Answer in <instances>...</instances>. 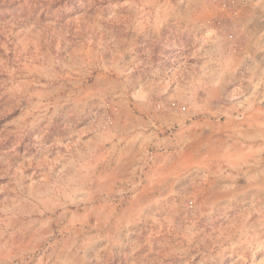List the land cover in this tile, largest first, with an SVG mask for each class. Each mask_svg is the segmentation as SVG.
<instances>
[{
    "label": "rangeland",
    "instance_id": "1",
    "mask_svg": "<svg viewBox=\"0 0 264 264\" xmlns=\"http://www.w3.org/2000/svg\"><path fill=\"white\" fill-rule=\"evenodd\" d=\"M264 0H0V264H264Z\"/></svg>",
    "mask_w": 264,
    "mask_h": 264
},
{
    "label": "crops",
    "instance_id": "2",
    "mask_svg": "<svg viewBox=\"0 0 264 264\" xmlns=\"http://www.w3.org/2000/svg\"><path fill=\"white\" fill-rule=\"evenodd\" d=\"M259 41V49L258 51H264V29L263 31L258 35Z\"/></svg>",
    "mask_w": 264,
    "mask_h": 264
}]
</instances>
